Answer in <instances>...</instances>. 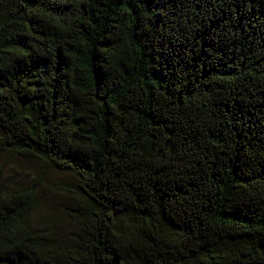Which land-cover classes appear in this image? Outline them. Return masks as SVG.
<instances>
[{
  "label": "trees",
  "instance_id": "16d2710c",
  "mask_svg": "<svg viewBox=\"0 0 264 264\" xmlns=\"http://www.w3.org/2000/svg\"><path fill=\"white\" fill-rule=\"evenodd\" d=\"M3 154L79 227L0 176V264H264V0H0Z\"/></svg>",
  "mask_w": 264,
  "mask_h": 264
},
{
  "label": "rangeland",
  "instance_id": "374dc122",
  "mask_svg": "<svg viewBox=\"0 0 264 264\" xmlns=\"http://www.w3.org/2000/svg\"><path fill=\"white\" fill-rule=\"evenodd\" d=\"M0 176L7 190L36 184L39 202L33 226L39 234L60 240L74 236L79 225L72 212L75 201L67 187L70 176L14 154L0 156Z\"/></svg>",
  "mask_w": 264,
  "mask_h": 264
}]
</instances>
